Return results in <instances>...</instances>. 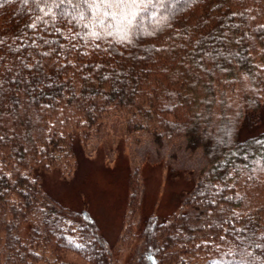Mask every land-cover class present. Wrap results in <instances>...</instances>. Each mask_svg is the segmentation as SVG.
I'll list each match as a JSON object with an SVG mask.
<instances>
[{"label": "trees", "instance_id": "16d2710c", "mask_svg": "<svg viewBox=\"0 0 264 264\" xmlns=\"http://www.w3.org/2000/svg\"><path fill=\"white\" fill-rule=\"evenodd\" d=\"M108 117L207 165L175 212L139 219L125 264H264V0H0V264H117L41 180L71 175Z\"/></svg>", "mask_w": 264, "mask_h": 264}, {"label": "rangeland", "instance_id": "374dc122", "mask_svg": "<svg viewBox=\"0 0 264 264\" xmlns=\"http://www.w3.org/2000/svg\"><path fill=\"white\" fill-rule=\"evenodd\" d=\"M81 150L71 175L43 172L41 180L62 204L90 211L108 243L115 244L117 264H125L128 253L132 256L141 251L142 242L134 236L139 219L175 212L207 167L201 149H188L183 137L156 142L150 131L143 129L128 135L125 123L117 117L94 125ZM134 171L141 181L140 208L129 214L128 179Z\"/></svg>", "mask_w": 264, "mask_h": 264}, {"label": "snow or ice", "instance_id": "6c2138e0", "mask_svg": "<svg viewBox=\"0 0 264 264\" xmlns=\"http://www.w3.org/2000/svg\"><path fill=\"white\" fill-rule=\"evenodd\" d=\"M101 3H107L109 5L111 4H116L117 7H119L120 5H124V4H135L137 3V0H100Z\"/></svg>", "mask_w": 264, "mask_h": 264}]
</instances>
